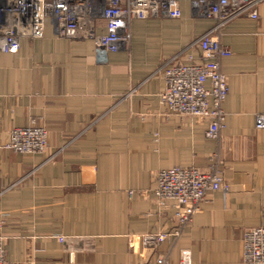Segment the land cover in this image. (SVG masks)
Here are the masks:
<instances>
[{"label": "crops", "instance_id": "1", "mask_svg": "<svg viewBox=\"0 0 264 264\" xmlns=\"http://www.w3.org/2000/svg\"><path fill=\"white\" fill-rule=\"evenodd\" d=\"M258 17L225 26L228 95L218 144L206 122L167 110L164 60H198L196 39L212 19L134 21L128 51L104 55L92 42L50 34L0 51V238L6 264H242V232L264 229V0ZM47 128L45 152L6 147L11 128ZM218 145V149L217 148ZM228 193L208 190L202 211L178 227L174 202L160 203L161 169L215 165ZM178 231V234L175 232ZM166 239L152 244L151 238ZM24 239L26 247L21 248ZM24 242V241H23Z\"/></svg>", "mask_w": 264, "mask_h": 264}, {"label": "built area", "instance_id": "2", "mask_svg": "<svg viewBox=\"0 0 264 264\" xmlns=\"http://www.w3.org/2000/svg\"><path fill=\"white\" fill-rule=\"evenodd\" d=\"M183 1L188 2L194 18L212 19L213 23L195 41L199 64L185 62L177 56L164 60L161 98L167 110L179 116L204 120L207 124L205 139L218 144L225 129L222 105L229 90L228 76L221 69V61L232 50L231 35L225 31L224 25L236 18L256 17L255 10L245 11L247 6L256 4L255 0H3L0 8V51L16 53L21 38L43 37L47 28L56 37L92 42L95 49L104 55L128 51L132 22L180 19ZM21 127L13 134L10 147L16 151H32V154L42 152L39 150L46 140L47 129L34 124ZM254 129H264V113L256 115ZM22 132L28 134L32 142L20 143L17 148L14 140ZM36 132L41 134L42 140ZM214 154L215 165H210L206 171L176 166L161 169L155 176L157 198L160 203L166 200L174 202L179 228L202 211L208 190L228 193V184L216 164L218 151ZM175 233L178 234V231ZM166 237L165 233H160L151 238V242L155 245ZM242 239V264H264V229L245 228ZM19 243L21 248L26 247L24 239ZM189 259V249L180 248L175 264H190ZM0 264H6L1 238ZM157 264L174 263L160 254Z\"/></svg>", "mask_w": 264, "mask_h": 264}, {"label": "rangeland", "instance_id": "3", "mask_svg": "<svg viewBox=\"0 0 264 264\" xmlns=\"http://www.w3.org/2000/svg\"><path fill=\"white\" fill-rule=\"evenodd\" d=\"M256 1V4L254 5V6H252V7H249V6H247V8H246V10L245 11H250V10H255V12H257L258 13V10H257V7H258V5H259V3L261 2V1H263V0H255ZM259 14V13H258ZM244 18V17H243ZM232 22V21H231ZM230 23V22H229ZM228 23V24H229ZM228 24H226V25H224V27L225 26H227ZM208 124H209V122H208ZM20 128H22V127H18V126H15V127H13V128H11L10 129V131H9V139H8V142H7V144H6V147L7 148H9V149H11V150H13L10 146H11V144H12V141H13V134L15 133V131H17L18 129H20ZM44 129H47V128H44ZM46 140H45V142H43V144H42V148H41V150H39V151H42V152H45V148H46V145L48 144V141H47V138H48V131L46 130ZM47 149V148H46ZM44 150V151H43ZM14 152H16V153H18V154H20V155H26V154H32V151H16V150H13ZM39 151H36V152H39ZM42 152H40V153H42ZM34 154V153H33Z\"/></svg>", "mask_w": 264, "mask_h": 264}, {"label": "bare ground", "instance_id": "4", "mask_svg": "<svg viewBox=\"0 0 264 264\" xmlns=\"http://www.w3.org/2000/svg\"><path fill=\"white\" fill-rule=\"evenodd\" d=\"M250 19H254V18H257L258 17V13L256 15V17L254 15H249ZM247 18V17H246ZM230 44L233 45V41H232V38L230 40ZM194 63V65H197L199 64V59L197 61H194L192 62ZM36 134L41 138L42 140V136L41 134L39 135V133L36 132ZM28 141H31L32 142V138L28 135V134H24L23 132L21 134H17L16 137H15V140H14V144L15 146L18 148L20 146V143H26ZM156 176V175H155ZM154 176V178H155Z\"/></svg>", "mask_w": 264, "mask_h": 264}, {"label": "water", "instance_id": "5", "mask_svg": "<svg viewBox=\"0 0 264 264\" xmlns=\"http://www.w3.org/2000/svg\"><path fill=\"white\" fill-rule=\"evenodd\" d=\"M2 4H3V0H0V8H1Z\"/></svg>", "mask_w": 264, "mask_h": 264}]
</instances>
